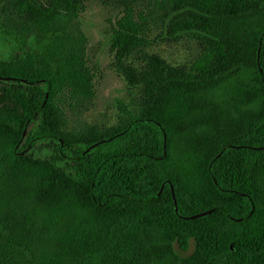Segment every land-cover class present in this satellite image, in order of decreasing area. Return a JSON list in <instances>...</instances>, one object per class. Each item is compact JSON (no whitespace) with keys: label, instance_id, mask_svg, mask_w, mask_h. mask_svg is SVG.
<instances>
[{"label":"trees","instance_id":"1","mask_svg":"<svg viewBox=\"0 0 264 264\" xmlns=\"http://www.w3.org/2000/svg\"><path fill=\"white\" fill-rule=\"evenodd\" d=\"M154 4L161 37L201 54L138 111L117 105L114 129L72 141L54 116L95 78L77 0H0L17 49L0 59V264H264V0ZM124 8L121 63L147 43Z\"/></svg>","mask_w":264,"mask_h":264},{"label":"rangeland","instance_id":"2","mask_svg":"<svg viewBox=\"0 0 264 264\" xmlns=\"http://www.w3.org/2000/svg\"><path fill=\"white\" fill-rule=\"evenodd\" d=\"M48 4L52 0H39ZM155 0H77L81 9L80 25L86 35V53L94 78V97L84 104L66 107L54 116L53 128L67 140H96L114 129L122 114L121 104L137 111L149 100L158 81L188 71L203 47L186 38L165 40L161 37L162 11ZM147 20L146 45L134 51L123 62L110 47L115 22L124 7ZM17 53L11 41L0 37V59H10ZM32 126V124H31ZM30 126V127H31Z\"/></svg>","mask_w":264,"mask_h":264},{"label":"water","instance_id":"3","mask_svg":"<svg viewBox=\"0 0 264 264\" xmlns=\"http://www.w3.org/2000/svg\"><path fill=\"white\" fill-rule=\"evenodd\" d=\"M47 96V95H46ZM25 136V131L23 133V137ZM94 146H92L91 148H93ZM162 188L160 189L159 193L162 191ZM158 193V194H159ZM171 193H172V198H173V201H174V205H175V211H177V208H176V201H175V198H174V193H173V188L171 187ZM213 212V210H210V211H207V212H204V213H200L198 215H195V216H192V217H189V218H185L187 220H194V219H197V218H201L203 216H206V215H209Z\"/></svg>","mask_w":264,"mask_h":264}]
</instances>
